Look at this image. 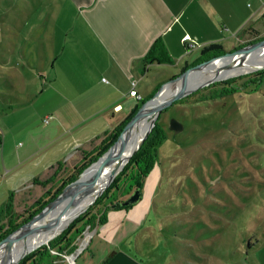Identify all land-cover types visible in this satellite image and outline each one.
Here are the masks:
<instances>
[{"label":"rangeland","instance_id":"obj_1","mask_svg":"<svg viewBox=\"0 0 264 264\" xmlns=\"http://www.w3.org/2000/svg\"><path fill=\"white\" fill-rule=\"evenodd\" d=\"M86 2L0 0V209L10 198L7 175L11 168L17 167L19 152L30 143L27 128L20 126L24 121L21 115L26 112L15 117L11 115V107L20 106L17 100L37 96L42 83L53 77L51 65L45 64L47 52L50 56L52 48L55 49L63 38L60 33L73 13L71 3H80L82 9ZM247 28L239 36V41L230 43L226 51L263 40L264 16ZM10 40L14 41L13 45H9ZM14 45L26 49L29 63L18 67L24 74L18 83L12 77L15 70L9 64L15 60L11 54ZM201 54L202 50L180 65L181 60L177 58V64L161 66L153 73L164 77L163 72L169 70L165 74V81H168L194 65ZM162 68L166 69L163 71ZM25 87L32 96L26 95L25 98L21 94ZM207 87L194 92L198 94L186 96L188 100L184 104L164 109L156 118L155 122H160L166 137L158 149V160L146 179L142 200L130 210L108 211V221L99 225L103 232L112 234L111 243L102 245L93 234L95 229L88 226L77 240L78 246L82 241H88L87 248L74 259L76 263L65 257V264H99L92 257L99 247L108 251L106 260L100 264H248L256 259L264 260V226L254 229L252 222L264 219V84L259 92L198 102L203 98L201 95L207 93ZM174 122H179L184 129L180 132L173 130ZM37 123L39 129L36 133L44 129L41 120ZM244 129L249 131V138H242L240 133ZM255 136L260 141L249 143ZM241 140L246 142L242 147ZM101 142H94L93 147ZM227 142L236 144L238 154L259 150L260 157H250L252 160L258 157L260 164L259 167L253 164L248 167L252 177L239 175L242 170L223 167L219 154L228 157L230 150L223 147ZM83 155L76 154V159L66 168H55L42 180H50L47 185L35 184L15 190V212L22 219L27 217L33 211L32 206L47 191H57L62 181L75 172ZM247 181L254 184L246 186ZM224 193H227L228 201L221 196ZM102 208H96L94 213H99ZM5 222L4 219L1 224ZM70 226L52 240L63 236ZM255 234L263 240L246 254L243 240L248 243L249 239L244 235Z\"/></svg>","mask_w":264,"mask_h":264},{"label":"crops","instance_id":"obj_2","mask_svg":"<svg viewBox=\"0 0 264 264\" xmlns=\"http://www.w3.org/2000/svg\"><path fill=\"white\" fill-rule=\"evenodd\" d=\"M71 4L70 22L60 33L63 38L55 46L56 53L53 47L45 60L53 77L42 83L32 99L25 100L32 93L26 87L21 89L24 100H17L20 106L11 111L15 117L26 112L20 126L27 128L30 143L19 152L17 167L7 175L10 191L35 185V180L44 182L58 166L66 168L76 154L93 151V143L118 128L141 103L130 95L133 80L138 93L146 98L166 82L169 71L160 77L153 70L175 65L177 58L180 65L200 50L226 49L239 41L249 24L264 16V0H87L82 9L80 3ZM186 35L198 42L197 48L188 49ZM159 39L173 63L146 61ZM14 47L11 54L15 60L9 64L18 83L24 75L18 67L29 64L25 56L28 43L25 50ZM38 120L44 129L36 133ZM99 227L93 234L102 245H109L112 234ZM107 254L99 247L92 257L100 264ZM248 264H264V260Z\"/></svg>","mask_w":264,"mask_h":264},{"label":"trees","instance_id":"obj_3","mask_svg":"<svg viewBox=\"0 0 264 264\" xmlns=\"http://www.w3.org/2000/svg\"><path fill=\"white\" fill-rule=\"evenodd\" d=\"M235 49H237V47ZM225 52L227 51L224 48H212L205 50L202 52V55L194 65L222 55ZM146 61L154 64L173 63L170 56L168 55L164 43L160 39L154 43L146 57ZM188 68L189 67L185 68L184 70ZM263 84L264 69L247 75L213 83L206 88L207 93L203 96L201 95L203 98L198 100V102H208L219 100L221 98H228L234 95L240 96L248 93L259 92ZM195 94H198V92L194 93V95ZM152 96L153 94L143 98L142 101H140L141 103L133 110L130 117L127 118L118 128L113 131L106 132L103 136L101 144L94 148V150L90 153L84 155L81 164L75 167V172L69 178H67V180L62 181L57 191L54 193L47 191V193H45L43 197L32 206L33 211H31L27 217L22 219L21 216L15 212V192L11 191L8 202L0 209V241L41 212L49 202L56 199L57 196L69 184L76 181L85 170H87L93 163L102 157L116 142L120 133L123 131L126 124L132 119V117L138 112L142 103L152 98ZM186 100L188 99H182L173 105L184 104ZM12 109H14V107H11V110ZM248 133L249 131L244 129L240 134L244 139L250 137ZM165 137V131L158 121L148 138L142 144L140 150L131 158L123 172L118 176L111 187L96 201L92 208L77 218L68 228V230H66L63 236L57 237L50 241L49 244L42 245L38 249L34 250L19 264H61L65 260L66 256L72 254L78 248L77 240L82 237L86 227L89 226L90 228L95 229L98 225L106 223L107 213L110 210L130 209L131 207H125L122 205L123 201H125L134 191H143L146 179L158 160V149L163 144ZM255 140L260 141V138L256 136L252 137L249 143H252ZM245 143L246 142L244 140H241L240 146H244ZM223 147L224 149L230 150L228 157H226L224 154H219V160L221 159V162L224 165L223 167L226 169H234L235 171L242 170L243 173L239 175H249L252 177L253 174L248 171V167H250V164L259 167L260 164L258 163V157L254 160L250 159V157L251 155H258L260 157L259 150L245 151V154H238L236 151L239 150L236 147V144L232 142H227V144H225ZM230 177L231 176H229V178ZM48 181L38 183V180H35V184L47 185V183H49ZM245 184L246 186H251L254 184V182L247 181ZM234 189L241 193L237 187H234ZM241 195L245 197L243 194ZM221 196L228 201L227 193H224V195ZM100 206H103L100 212L94 213V210ZM4 219L6 222L1 224ZM252 222L254 223V229L264 226V219L263 221L255 220ZM244 236L249 239L248 243H246L247 241L243 240L245 243L244 246L247 248L246 254H248V250L253 249L254 246L259 243V240H263L262 238L258 239L257 234L253 236L250 235L251 237L249 235Z\"/></svg>","mask_w":264,"mask_h":264},{"label":"water","instance_id":"obj_4","mask_svg":"<svg viewBox=\"0 0 264 264\" xmlns=\"http://www.w3.org/2000/svg\"><path fill=\"white\" fill-rule=\"evenodd\" d=\"M261 48H264V39L259 40V41L254 42V43H250V44L242 46V47H239V48L232 50V51H227L222 55L213 57V58L206 60L204 62H201L199 64L192 65L188 69L184 70L180 75H177V76L173 77L172 79L164 82L157 89V91L153 94L152 98H150L146 102L142 103L138 112L126 124L123 131L120 133L118 139L109 148V150L102 157H100L95 163L92 164V166L96 165V164L100 165L105 160L111 161L112 164L114 165V169L112 170L109 178H107V180H105L99 184L98 177H97V178L92 179L91 181L87 182V184L85 186H80L82 184L81 177H82V175L85 174V172L82 173L81 176L76 181L69 184L57 196L56 199L49 202L41 212H39L31 220L24 223L21 227H19L17 230H15L11 234H9L6 238H4L3 240L0 241V258L3 255L2 252L4 253L7 250V247L9 245L16 243L18 240H20L23 237H26L30 234L38 233L40 231V226L38 225L40 220L42 218H44V216L46 214H49L50 212H52L53 210L58 208L62 203H64V202L66 203L63 210H68L70 207H72V205H74L78 201L92 196L91 203L88 205V207L83 212L79 213L78 215H76L75 218L72 219V221L68 224V226H70V224H72L77 218H79L82 214L86 213L96 203V201L111 187V185L115 182V180L118 178V176L123 172L126 165L130 162L131 158L140 150L142 144L148 138V136L152 132L154 126L156 125V122H155L156 118L159 116V114L164 109H167L168 107L172 106L177 101L182 100L186 96H188V95H190V94H192V93H194V92H196L202 88H205L207 86H210L213 83L224 80L222 78L212 79V80L208 81L207 83H205L204 85L197 86L194 89L189 90L186 88V86H187L186 84L188 83V79L192 75L198 74L201 71H205V72L209 71V70H211L210 69L211 67H213L215 65H219L220 63L221 64L226 63V65H232L237 60L243 61L245 59V57H248L249 55L256 53V51L258 49H261ZM261 51H263V50H261ZM263 69H264V66L259 67L258 69H256L253 72H249V73H245V74L254 73V72H257V71L263 70ZM241 75H244V74H240L238 76H241ZM238 76H233V77H238ZM179 85H180V87L171 93V96L168 98V100L164 101L159 106H157V108H156L157 114H156L155 119L153 121L151 130L146 135L145 139L142 141V143L139 145V147L133 152V154L131 155L129 160L125 164L121 165L119 160H118L119 159L118 158V150L120 149V145L123 143L124 139L128 136L129 131L132 129V127L135 125V123L139 120V118H141L145 114V112L150 108L151 103L153 101H155L161 95V93H163L166 89H168L171 86L173 88L174 87L176 88ZM172 129L175 130L176 132H180L181 130L184 129V127L181 124H179V122H174L172 125ZM142 198H143L142 191L136 190L125 201H123L122 205L125 207L129 206L132 208L133 206L137 205L142 200ZM49 242L50 241L44 242V243L40 244L39 246L35 247L34 249L28 251L16 263H12V264H19L31 252L38 249L42 245L49 244ZM78 251L79 250L77 249L76 252H74V254H77Z\"/></svg>","mask_w":264,"mask_h":264},{"label":"bare ground","instance_id":"obj_5","mask_svg":"<svg viewBox=\"0 0 264 264\" xmlns=\"http://www.w3.org/2000/svg\"><path fill=\"white\" fill-rule=\"evenodd\" d=\"M225 65L226 63H220L219 65L211 67V70L209 71H201L198 74L192 75L188 79L186 88L191 90L197 86L204 85L212 79L222 78L227 80L233 76L255 71L259 67L264 66V48L258 49L256 53L245 57L243 61L237 60L232 65ZM179 87L180 85L176 88L171 86L161 93V95L151 103L150 108L141 118H139V120L129 131L128 136L124 139L123 143L120 145V149L118 150V160L121 165L125 164L129 160L133 152L139 147L146 135L151 130L153 121L157 114V106L168 100V98L171 96V93L177 90ZM113 169L114 165L109 160L103 161L100 165H93L82 176V184L80 186H85L87 182L97 177L99 184L102 183L103 181L107 180V178H109ZM91 201L92 196L87 197L72 205V207H70L68 210H63L66 204L64 202L58 208L49 214H46L44 218H42L38 223L40 226V231L36 234H30L26 237H23L16 243L9 245L7 250L4 253L2 252L3 255L0 258V264L16 263L28 251L34 249L44 242L51 241L52 238L61 233L68 226V224L73 218L76 217V215L83 212L91 203ZM87 244L88 241H82L80 250L75 257H77L81 251L85 249ZM75 257L72 258L71 263H73L72 261L75 259Z\"/></svg>","mask_w":264,"mask_h":264},{"label":"built area","instance_id":"obj_6","mask_svg":"<svg viewBox=\"0 0 264 264\" xmlns=\"http://www.w3.org/2000/svg\"><path fill=\"white\" fill-rule=\"evenodd\" d=\"M184 42L186 43V46L188 47V49H194V48H197V47H198V42H197L195 39H193L190 35H186V36L184 37ZM104 81H106V79H104ZM136 87H137V81H136V80H133V81H132V90H131V92H130V95L133 96V97H137L139 101H142L143 97L138 93ZM45 122H49V120L46 119ZM86 248H87V247H86ZM86 248H85V249H86ZM77 249L80 250V246H78ZM77 249H76V250H77ZM85 249H83V250L81 251V253H82ZM76 250H75L74 252H76ZM74 252H73L72 254L66 256V257H68V260H69L70 262H71L72 258H74V257L76 256V254H74ZM81 253H80V254H81ZM80 254H79V255H80ZM79 255H78V256H79ZM76 258H77V257H75V260H76ZM72 262H75V261L73 260Z\"/></svg>","mask_w":264,"mask_h":264}]
</instances>
